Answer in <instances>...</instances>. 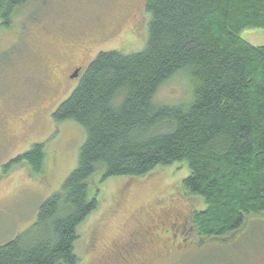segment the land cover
Returning <instances> with one entry per match:
<instances>
[{"label": "trees", "instance_id": "1", "mask_svg": "<svg viewBox=\"0 0 264 264\" xmlns=\"http://www.w3.org/2000/svg\"><path fill=\"white\" fill-rule=\"evenodd\" d=\"M27 1L0 0L4 20ZM145 7L144 50L100 53L50 113L56 126L82 127L85 142L34 224L0 245V264H79V228L100 208L104 184L177 163L189 170L181 187L205 204L192 214L206 239L200 244L223 241L247 216L264 213V45L243 36L250 29L264 34V0H145ZM180 74L191 82L192 98L179 106L157 102L162 86ZM45 144L10 160L3 177L22 165L41 175Z\"/></svg>", "mask_w": 264, "mask_h": 264}, {"label": "rangeland", "instance_id": "2", "mask_svg": "<svg viewBox=\"0 0 264 264\" xmlns=\"http://www.w3.org/2000/svg\"><path fill=\"white\" fill-rule=\"evenodd\" d=\"M108 2L113 6L131 3L138 16L133 24L122 20L114 40L104 43L106 49L118 46L116 50L128 54L144 50L149 25L145 0H89V4L98 5ZM117 9H122L121 5ZM15 13L16 19L24 16ZM19 22L9 29H0V245L34 224L40 206L60 190L76 168L86 138L78 124L56 126L50 118V113L57 110L77 84L65 81L52 95L46 91L47 78L42 86L37 69L46 66L44 77L54 76L65 62L52 55L56 44L39 40L32 45L31 34L22 33ZM243 36L256 46L264 45L263 32L250 29ZM30 52L44 58L33 63ZM38 90H45L43 99H40L42 93L38 96ZM191 98V82L180 74L162 86L156 101L179 106ZM27 105L31 108L20 111ZM54 128L59 130L50 138ZM41 141L47 143V159L41 175L31 176L26 165H22L3 177V167L10 160ZM188 174L187 165L177 163L162 167L146 178L106 182L100 195V208L79 228L76 243L79 264H111L114 255L135 240L132 236L143 230V226L145 235L169 245L152 255V260L159 261L154 264H264V213L247 216L245 226L223 241L199 243L201 236L193 226L192 214L204 209L205 204L181 187V179ZM183 229L188 230L189 236L186 237Z\"/></svg>", "mask_w": 264, "mask_h": 264}, {"label": "flooded vegetation", "instance_id": "3", "mask_svg": "<svg viewBox=\"0 0 264 264\" xmlns=\"http://www.w3.org/2000/svg\"><path fill=\"white\" fill-rule=\"evenodd\" d=\"M7 1V0H3ZM108 4V5H106ZM31 5L24 12L23 8ZM121 5L122 9H117ZM81 8V9H80ZM4 9L0 6V29H9L19 20L18 25L22 33L29 32L32 36V45L36 41H48L56 44V58H62L65 65L59 66V73L44 77L46 66L37 69V77L43 82L47 78L46 90L50 95L61 89L64 82L75 83L83 76L86 67L102 52L116 50L118 46L106 49L104 43L114 40L117 36L122 20L130 21L131 24L137 19L138 13L135 5L131 3H119L113 6L112 2L105 4H89V0H28L26 3L12 7L10 16L4 20ZM24 15L16 19L14 13ZM26 13V14H25ZM16 14V13H15ZM34 30L31 31L30 29ZM29 44V41H27ZM18 45L20 44L17 43ZM31 53V52H30ZM32 54V53H31ZM32 62H40L44 55L32 54ZM52 78V79H51ZM47 84L44 83L46 87ZM37 93L39 92L36 91ZM45 90L40 99L44 98ZM40 99L35 103H39ZM35 104V105H36ZM29 105L23 110L30 109ZM7 134V133H6ZM150 233V228H148ZM169 233V229L166 230ZM147 233L145 226L143 230L132 235L131 243H126L123 250L114 255L111 264H152L158 263L152 260V255L158 249L169 247L162 239ZM182 234V233H181Z\"/></svg>", "mask_w": 264, "mask_h": 264}]
</instances>
